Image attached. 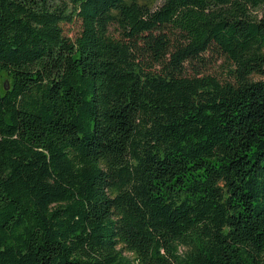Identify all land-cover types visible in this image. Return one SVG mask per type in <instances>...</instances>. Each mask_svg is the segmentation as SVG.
<instances>
[{"label": "trees", "instance_id": "1", "mask_svg": "<svg viewBox=\"0 0 264 264\" xmlns=\"http://www.w3.org/2000/svg\"><path fill=\"white\" fill-rule=\"evenodd\" d=\"M158 1L0 0V264H264V0Z\"/></svg>", "mask_w": 264, "mask_h": 264}, {"label": "rangeland", "instance_id": "2", "mask_svg": "<svg viewBox=\"0 0 264 264\" xmlns=\"http://www.w3.org/2000/svg\"><path fill=\"white\" fill-rule=\"evenodd\" d=\"M162 3V0H159L155 6L158 7ZM264 15V7L262 9H259L255 11V16L259 19L263 17ZM66 35L71 37L72 39H75L77 35L79 34V25L76 23L74 25L68 24L65 26ZM210 59V65L206 70V73L215 75L216 77H219L220 79H227L229 77V70H230V64H228L227 60L223 56H213V58L208 56ZM260 76H255L254 80H262ZM6 80V77L4 78V82ZM129 256V255H128Z\"/></svg>", "mask_w": 264, "mask_h": 264}]
</instances>
